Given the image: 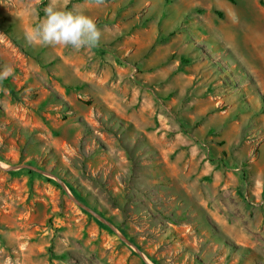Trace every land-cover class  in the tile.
<instances>
[{
    "label": "rangeland",
    "instance_id": "obj_1",
    "mask_svg": "<svg viewBox=\"0 0 264 264\" xmlns=\"http://www.w3.org/2000/svg\"><path fill=\"white\" fill-rule=\"evenodd\" d=\"M5 67L0 264H264V0H0Z\"/></svg>",
    "mask_w": 264,
    "mask_h": 264
},
{
    "label": "clouds",
    "instance_id": "obj_2",
    "mask_svg": "<svg viewBox=\"0 0 264 264\" xmlns=\"http://www.w3.org/2000/svg\"><path fill=\"white\" fill-rule=\"evenodd\" d=\"M99 38L100 32L90 17L75 9L61 10L52 3L27 37L33 44L63 45L74 50L95 47ZM12 71L11 67H5L0 71V79Z\"/></svg>",
    "mask_w": 264,
    "mask_h": 264
},
{
    "label": "water",
    "instance_id": "obj_3",
    "mask_svg": "<svg viewBox=\"0 0 264 264\" xmlns=\"http://www.w3.org/2000/svg\"><path fill=\"white\" fill-rule=\"evenodd\" d=\"M29 168L36 170L35 168H32V167H29ZM37 171H39V170H37ZM40 172H41V171H40ZM60 183L64 186L63 182L60 181ZM64 188H66V187L64 186ZM82 207L85 208V209H86L89 213H91L93 216H95L99 221L103 222L104 224L108 225L110 228L114 229V226H113L109 221H107L106 219H104L103 217H101L100 215H98L97 213H95L94 211H92L91 209H88V208L84 207L83 205H82ZM128 243H129V242H128ZM129 244H130V243H129ZM130 245H131V244H130ZM132 246H133V245H132ZM133 247H134V246H133ZM134 248L136 249V251H137L140 255H142V253H141L136 247H134Z\"/></svg>",
    "mask_w": 264,
    "mask_h": 264
},
{
    "label": "trees",
    "instance_id": "obj_4",
    "mask_svg": "<svg viewBox=\"0 0 264 264\" xmlns=\"http://www.w3.org/2000/svg\"><path fill=\"white\" fill-rule=\"evenodd\" d=\"M228 1L233 2L234 0H228ZM188 63H190V62H188ZM9 89H10L12 95L15 96V93H14L13 89H12V88H9ZM27 171H28L29 173L33 174V175H36V173L33 172V171H29V170H27ZM69 189H70L73 193L75 192L73 188L69 187ZM98 223H99L100 227H106V226L103 225L102 223H100V222H98Z\"/></svg>",
    "mask_w": 264,
    "mask_h": 264
},
{
    "label": "crops",
    "instance_id": "obj_5",
    "mask_svg": "<svg viewBox=\"0 0 264 264\" xmlns=\"http://www.w3.org/2000/svg\"><path fill=\"white\" fill-rule=\"evenodd\" d=\"M190 64V63H189Z\"/></svg>",
    "mask_w": 264,
    "mask_h": 264
}]
</instances>
